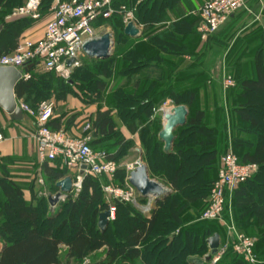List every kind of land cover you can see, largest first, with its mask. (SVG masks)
Returning <instances> with one entry per match:
<instances>
[{"label":"trees","instance_id":"16d2710c","mask_svg":"<svg viewBox=\"0 0 264 264\" xmlns=\"http://www.w3.org/2000/svg\"><path fill=\"white\" fill-rule=\"evenodd\" d=\"M2 1L20 6L23 0ZM52 1H42L40 15L48 11ZM110 1L117 12L110 19L100 17L94 26L111 28L116 44L114 56L105 61L85 60L84 65L72 70L69 81L54 72L32 68L31 78L18 83L15 95L17 101L33 109L43 101L60 100L67 95L78 96L86 104L106 103L109 110L97 112L88 129L92 137H87H91L92 149L105 151L118 170L112 183L106 177L85 176L80 192L68 195L56 214L49 213L45 199L28 203L22 187L2 172L0 239L5 247L0 253V264H63V246L67 247L66 264H81L94 255L97 259L92 264H195L190 260L208 255V240L223 232L219 222L201 217L229 143L240 164L257 166V172L239 185L231 197L236 224L248 237H254L256 264H264V30L251 28L237 36L239 28H231L228 31L233 32L225 34L220 32L222 27L202 45L197 31L199 16L196 29L189 26L188 19L181 20L166 31L149 28L136 42L124 33L123 15L118 13L121 7L133 11L138 26L157 25L161 8L168 0ZM11 13H0V25H5V17ZM32 20L22 19L29 23ZM17 29H11L14 40ZM191 38L196 40L192 47ZM225 52L226 73L236 82L234 88L226 91L227 112L221 105L218 71V61ZM161 53L171 59H161ZM185 56L193 57V62L185 65ZM159 62H164L168 73ZM113 77L114 91L109 92ZM211 92L217 116L215 126L207 108ZM167 99L189 111L187 124L175 131L171 153L164 151L158 138L161 120L155 117ZM51 121L48 127L60 131V119L54 125ZM121 124L132 132L138 131L152 178L169 186L172 192L157 201L150 218L129 203L113 200L117 216L103 232L99 217L110 207L104 186L111 183L123 187L126 170L121 165L132 154L133 142L119 131ZM45 171L49 189L56 194L57 183L68 172L49 167ZM225 198L224 214L228 191ZM140 201L145 203L146 199ZM191 205L197 207L200 218L187 224L189 220L184 215ZM215 264L249 263L230 245Z\"/></svg>","mask_w":264,"mask_h":264},{"label":"built area","instance_id":"2783aa9c","mask_svg":"<svg viewBox=\"0 0 264 264\" xmlns=\"http://www.w3.org/2000/svg\"><path fill=\"white\" fill-rule=\"evenodd\" d=\"M43 0H27L24 6L12 13L16 18H32L39 20L40 7ZM248 0H210L200 9L201 22L198 33L205 41L209 36L217 33L237 12L246 8ZM117 11L111 6L110 0H70L58 2L52 9V16L46 26L45 36L38 42L25 40L9 54L0 56L1 67H12L19 70L32 64L33 68L40 67L46 72H54L62 79L69 81L72 70L78 66L80 56L83 54L85 44L99 39V28L94 23L101 17L110 19ZM119 14L123 15L125 27L135 23L133 11L122 6ZM76 60V64L68 68L67 62ZM31 74L24 73L22 80H29ZM236 82L231 75L225 74L223 88L225 91L234 88ZM23 112L32 116L37 123V131L33 138L37 145V157L40 162H55L62 160V170L82 171L84 176L78 177L74 182L75 192H80L85 176L106 177L113 180L118 166L108 160L105 151H94L89 145L91 137L73 138L64 131H55L48 127L54 117L55 103L52 100L41 102L37 109H33L24 103H18ZM167 111V110H165ZM164 111V114H165ZM89 129V126L87 127ZM2 137L0 136V142ZM142 162L129 166L133 171ZM85 167V169H83ZM257 172V166L243 165L237 156L230 150L221 159L218 178L210 193L208 207L202 219L207 221H222L226 204V191L233 192L239 185L246 182ZM44 185V180H38ZM106 194L112 200L123 203L137 204L138 193L132 187L116 188L113 185L104 188ZM109 221L116 219V207L111 204L109 209ZM256 240L254 238L235 234L232 246L235 253L243 257L249 264H256L254 254ZM228 247L221 248L213 258L217 263L224 255ZM81 264H92L85 259Z\"/></svg>","mask_w":264,"mask_h":264},{"label":"crops","instance_id":"0c3cea01","mask_svg":"<svg viewBox=\"0 0 264 264\" xmlns=\"http://www.w3.org/2000/svg\"><path fill=\"white\" fill-rule=\"evenodd\" d=\"M67 1L70 0H53L48 11L46 13L41 14V18L39 20H32L33 22L29 23L27 21L25 22L22 21V19H26V18H16L12 16V13L15 10L24 6L27 0H23L22 5L20 6H15L13 4L8 3V1L0 0V13L5 11H12L11 14L6 15L4 20L5 25H0V56L7 53H12L13 51H15L18 45L25 40H29L32 42H38L42 40L45 36L46 26L51 19L52 9L54 5H56L58 2H67ZM141 1L143 0H138V3ZM208 1L210 0H168L166 5L162 6L161 8L160 15L158 17L159 24L156 25V23H154L147 26H142V25L138 26L136 24L137 28L140 30L141 36L138 38H133L129 36L126 37H128L131 41L137 42L138 40L143 38L144 35L148 33L149 28L154 29L158 27L159 28L158 32H162V31H166L168 27L171 26L173 23H177L181 20H186V19L189 20L188 22L189 26L190 25L195 26L198 23L197 18L200 16L199 13L201 7L203 6L204 3ZM13 26L18 28L16 31L17 34L15 40L13 38L14 33H11V29ZM257 27H260L264 30V0H248L246 8L232 15L230 20L227 21V23L223 26L220 32L225 33V30L227 29L229 30L231 28H239L237 34V36H239L244 32L246 33L249 29L257 28ZM196 28L197 27L195 26V29ZM101 29L103 28L99 29L98 31L99 34ZM109 34L112 35V40L114 41L113 33L111 32ZM186 39H188V35ZM189 40L190 38L188 39V41ZM200 40H201V44L203 45L204 41L202 39ZM195 41H193L191 38V42H189V44L191 43V47L194 45ZM115 53H116V44L114 41L112 56H114ZM119 53L122 54L123 52H119ZM226 55L227 52H225L223 58L220 61H218V71L220 74H222L223 72L227 74L226 72H228L225 68ZM159 57L161 59H166V60L171 59L165 53H161V56ZM87 59L91 60L83 53L79 58L78 61L79 64L77 67H79L82 64L83 60H87ZM184 61H185V65L191 64L193 62V57L185 56ZM160 65L163 67L165 74L168 73V68L167 66H165L164 62L160 63ZM181 69L182 67L180 66L179 70ZM220 88L223 93L222 94L223 99L221 105L224 107L225 112H227L228 111L227 92L224 90L223 86L220 85ZM113 91H114V86L111 85L109 92H113ZM51 100L54 101L55 103L54 117L51 121V124H53L54 122H58V120L60 119L59 121L61 127L60 130L65 131L67 134H69V136L73 138H84L87 136H91V134H89V130L87 129V127L91 126V122L95 118L97 112L98 111L105 112L109 110L107 104L104 102L86 104L80 97L74 95H67L64 99H60V100L55 98H52ZM203 100H204V96L202 94L200 101L203 102ZM18 103H23V102L18 101ZM214 104H215V99L213 96V92H211L209 95V105L207 106V108L210 112L208 113L209 120H211V122L214 123L213 126H215V121L217 120L216 109ZM174 106L175 105L173 104V102L170 99H167L163 103V105L156 111L157 115L155 117H158L161 120L160 132L162 131L164 126V119H163L164 111L169 110ZM112 115L114 116V112ZM226 116L228 117L227 114ZM36 131H37V123L32 116L24 112V116L21 121H13L10 118V116L0 108V136L2 137V141L0 142V175L2 174V172H5V175L9 180L19 184L23 189L24 199L28 203L36 204L38 199H45L48 202L50 209H53V207H51L52 205L50 204L49 199L50 197L56 196L59 193V189L57 188L58 191L56 194L51 193L49 189L50 186L46 182L45 168L49 167L62 171V160L60 158L57 159L56 160L57 162L55 164H51L49 162L43 163L38 160L37 145L35 139L33 138ZM119 131L124 135V137H126L127 139L133 142V148L131 149L132 154L121 165V167L125 168L126 170V177L124 179L123 187H117L111 184L112 180H108V179L107 180L110 181L111 183L107 184L106 186L113 185L116 188H127L130 186L128 181L129 174L131 172L129 170V166H131V164L135 165L139 161H141L142 164L145 166H147V164L145 163L144 160V152L141 146V141L138 131L132 132L123 124H121ZM160 132L158 133V138ZM230 150H233V148L232 145L229 143L228 152ZM164 151H165V146H164ZM134 155H136L135 157L137 158L136 160H133ZM66 171L68 172V175L66 177H72L74 182H76L78 177L84 176L82 171H77V170L75 171L66 170ZM149 176L151 179L162 184L169 192V194H171L172 189L169 186L158 181L157 179L152 178L150 171H149ZM40 178L44 180V185L39 184L38 180ZM117 178L118 179L120 178L119 175ZM106 186H104V188ZM74 192L75 190L73 191L72 194H74ZM228 194H229V198H228L229 201L227 204V209L225 210V214L223 215V220L217 221L219 222V225L223 230L222 234H218L220 236V242H221L220 249L224 247H229L232 244V240L235 234H242L247 236V234L243 230L239 229L236 224L235 212L232 205V197H231L232 192L228 191ZM67 196L68 195L63 194L60 203L64 202ZM107 196L108 195L106 194L107 200H110L111 198ZM140 199L141 197L139 195L137 204H131V205L134 208H136L143 216L150 218L151 213L157 209V202L155 201L154 198H148L146 199L145 203H141ZM111 201L113 200L111 199ZM208 203H209V199H208ZM58 207L59 206H57V208ZM205 210L203 211V214ZM199 218H200L199 210L197 209V207L193 205L189 206L184 215V219L189 220L187 224H193ZM179 231H180L179 229L176 230L174 232V236L177 235ZM4 247L5 244L0 239V253L2 252ZM210 253L211 250L209 248L208 255H210ZM66 254H67V247L63 246L62 247V256L64 259L63 264H66L65 261L67 260ZM210 262L211 264H215L213 260ZM70 264L73 263L70 262Z\"/></svg>","mask_w":264,"mask_h":264},{"label":"water","instance_id":"95a60500","mask_svg":"<svg viewBox=\"0 0 264 264\" xmlns=\"http://www.w3.org/2000/svg\"><path fill=\"white\" fill-rule=\"evenodd\" d=\"M124 33L126 36L133 38L141 36L140 30L134 23L128 24L124 29ZM113 48L114 41L112 40V35L107 33L99 39L85 44L83 53L90 59L105 61L111 58ZM75 64L76 60H69L67 62V67L71 68ZM32 68V64L24 67L22 70L0 66V108L8 114L13 121H21L24 116V112L16 99L15 88L18 83L22 81L23 74L29 72ZM188 116L189 111L186 106H174L165 111L163 116L164 126L159 134V139L164 144L166 153L172 152L173 144L176 139L175 131L187 124ZM83 169H85V167H83ZM128 181L130 187L136 190L141 198H154L157 202L169 195V192L162 184L150 178L148 168L143 164L138 165L135 170L130 172ZM56 187L59 189V193L49 199L53 207L60 203L63 194L70 195L73 193L75 190L74 180L72 177H66L58 182ZM109 217L110 213L108 210L99 217V228L103 232L110 224ZM208 245L211 250L210 255L206 256L203 260L193 258L190 260L191 263L205 264L206 262L212 261V258L216 256L220 250V236L218 234L214 235L208 240Z\"/></svg>","mask_w":264,"mask_h":264},{"label":"rangeland","instance_id":"374dc122","mask_svg":"<svg viewBox=\"0 0 264 264\" xmlns=\"http://www.w3.org/2000/svg\"><path fill=\"white\" fill-rule=\"evenodd\" d=\"M112 32V30H111V28L110 27H106V28H103V29H101V31H100V34L101 35H104V34H107V33H111ZM230 32H233L232 30H230V31H228V29L227 30H225V33H230ZM84 62H85V60H83L82 61V63H83V65H84ZM43 70V69H42ZM42 72H44V70L42 71ZM224 76H225V73L223 72L222 74H220V78H221V82H220V85L221 86H223V79H224ZM110 85H113L114 86V77H113V79H112V81H111V84ZM111 87V86H110ZM221 90V89H220ZM221 93H222V90H221ZM223 94V93H222ZM44 102V101H43ZM136 157V155H134L133 156V160H136L137 158H135ZM132 161V160H131ZM132 165V164H131ZM79 192H74V194H78ZM108 197V196H107ZM106 201L109 203V204H113V201H111V199L110 200H107V198H106ZM61 204V203H60ZM60 204H58V205H56V206H51V207H53V209H50V206H49V213L50 214H56L57 212H58V210H59V207L57 208V206H60ZM53 210V211H52ZM103 256V254L101 255V257ZM205 258V257H204ZM204 258H202V260L204 259ZM97 258H96V255H94V258H90L89 260H91V262H93V260H96ZM200 259V258H199Z\"/></svg>","mask_w":264,"mask_h":264}]
</instances>
